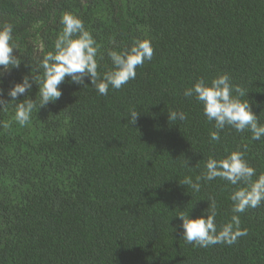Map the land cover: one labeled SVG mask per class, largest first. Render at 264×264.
<instances>
[{
	"label": "trees",
	"instance_id": "trees-1",
	"mask_svg": "<svg viewBox=\"0 0 264 264\" xmlns=\"http://www.w3.org/2000/svg\"><path fill=\"white\" fill-rule=\"evenodd\" d=\"M64 12L97 41L98 70L110 66L106 49L136 39L151 40L154 55L106 96L66 78L61 98L24 126L13 102L0 108L10 124L0 127V264H264V206L239 214L248 235L232 246L187 244L175 216L205 215L214 197L217 223L230 219L227 181L202 182L198 193L178 183L195 179L210 155L246 148L264 172V138L226 128L209 143L214 124L183 96L197 77L227 72L264 123V0H0V24L14 25L22 58L0 86L20 82L52 50ZM29 96L38 101L37 85ZM132 108L135 124L124 117ZM168 109L187 120L170 122Z\"/></svg>",
	"mask_w": 264,
	"mask_h": 264
},
{
	"label": "clouds",
	"instance_id": "clouds-1",
	"mask_svg": "<svg viewBox=\"0 0 264 264\" xmlns=\"http://www.w3.org/2000/svg\"><path fill=\"white\" fill-rule=\"evenodd\" d=\"M59 22L63 30L55 38L52 50L38 58L35 65L28 62L31 65L30 74L23 75L20 82H14L7 90L0 86V108H6L8 102H13L14 119L20 126L30 122L34 110L55 104L61 98L60 85L66 82V78L68 82L92 87L99 95L106 96L110 89L120 90L129 81L135 80L137 68L153 58L151 40L136 39L119 51L106 49L110 66L98 70L99 46L82 19L71 12H64ZM103 58L101 55L100 59ZM21 63L22 58L18 55V45L14 39V25L11 22L0 24V78L11 69H19ZM86 78L90 85L85 83ZM2 84L3 80L0 79ZM33 84L38 86V101L29 96ZM247 93L246 88L234 84L230 74L225 72L210 79L197 77L191 86L185 87L183 96L201 105L207 121L214 124L215 130L209 132V143L219 142L220 133L226 128L236 133L250 132L252 141H260L264 138V123L253 112L246 98ZM138 115L137 109L132 108L124 117L128 118L129 124H135ZM187 118V114L181 110L168 109L170 122H184ZM0 127L7 129L10 124L0 122ZM245 154L246 148L241 151L238 146L237 150L221 158L210 155L195 179L185 176L178 181L197 193L201 191L202 182L206 184L217 178L234 186L228 195L232 215L225 222L217 223L219 212L214 197L206 199L209 204L205 215L194 219L190 217L189 211H180L175 215L182 221L179 227L187 244L199 248L218 244L232 246L248 235V229L241 227L239 214L264 206V172L258 173L245 159ZM199 162L190 167L189 161L185 159L183 166L191 170L199 167Z\"/></svg>",
	"mask_w": 264,
	"mask_h": 264
}]
</instances>
